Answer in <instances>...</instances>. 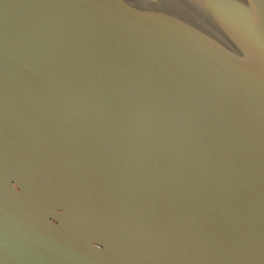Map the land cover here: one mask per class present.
<instances>
[{"label": "water", "instance_id": "95a60500", "mask_svg": "<svg viewBox=\"0 0 264 264\" xmlns=\"http://www.w3.org/2000/svg\"><path fill=\"white\" fill-rule=\"evenodd\" d=\"M0 264H264V0H0Z\"/></svg>", "mask_w": 264, "mask_h": 264}]
</instances>
